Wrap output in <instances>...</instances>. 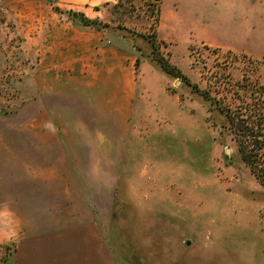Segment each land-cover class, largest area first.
<instances>
[{"label": "rangeland", "instance_id": "rangeland-1", "mask_svg": "<svg viewBox=\"0 0 264 264\" xmlns=\"http://www.w3.org/2000/svg\"><path fill=\"white\" fill-rule=\"evenodd\" d=\"M174 1L105 5L103 23L138 37L139 88L119 169L113 180H90L104 187H76L81 181L72 178L73 186L43 188L38 218L54 224L57 216V227L69 228L79 221L73 217L92 214L83 222L104 228V264H264V185L217 109L264 113V0L227 3L212 36L177 33L165 41L162 10ZM27 2L0 0V113L10 116V131L33 96V62L18 28ZM10 208L16 223L18 204ZM65 231L38 239L27 258L103 264L93 230ZM11 243L15 249L0 245V264H17Z\"/></svg>", "mask_w": 264, "mask_h": 264}, {"label": "crops", "instance_id": "crops-1", "mask_svg": "<svg viewBox=\"0 0 264 264\" xmlns=\"http://www.w3.org/2000/svg\"><path fill=\"white\" fill-rule=\"evenodd\" d=\"M235 1L244 4L176 0L162 10L159 32L165 41H174L177 33L212 36L218 31V12ZM117 2L23 3L18 28L33 62V96L17 112V130L10 131V116L0 113V245L17 242V264H38L27 252L36 251L38 239L64 230L78 235L84 230L86 236L93 230L95 251H101L104 264V247L98 241L105 240L104 228L83 222L92 214L75 216L76 224L58 228L57 216L54 224H42L40 206L35 205L41 203L43 188L73 186L72 178L81 181L76 187H104L90 180L102 174L113 180L119 169L139 88L138 37L116 25L87 27L70 14L106 22L105 5ZM11 204H18L12 218L16 223H9Z\"/></svg>", "mask_w": 264, "mask_h": 264}, {"label": "trees", "instance_id": "trees-1", "mask_svg": "<svg viewBox=\"0 0 264 264\" xmlns=\"http://www.w3.org/2000/svg\"><path fill=\"white\" fill-rule=\"evenodd\" d=\"M120 2L121 0H118V4ZM70 14L78 18L87 27L101 28L107 26L102 21L88 19L83 14ZM158 22L155 20V23L151 25L155 36L157 35L155 25H158ZM152 45L154 47L158 46L155 40L152 41ZM254 108L252 113H247L248 107H241L239 112L217 107L219 113L223 114L228 120L242 160L250 168L256 179L264 185V113H261L256 106ZM11 244L15 249L14 243L5 244L1 248L6 250Z\"/></svg>", "mask_w": 264, "mask_h": 264}, {"label": "water", "instance_id": "water-1", "mask_svg": "<svg viewBox=\"0 0 264 264\" xmlns=\"http://www.w3.org/2000/svg\"><path fill=\"white\" fill-rule=\"evenodd\" d=\"M189 245V243H187Z\"/></svg>", "mask_w": 264, "mask_h": 264}]
</instances>
